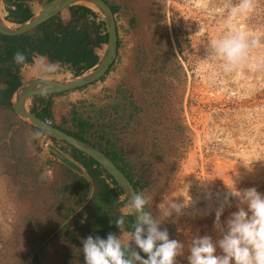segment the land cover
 Listing matches in <instances>:
<instances>
[{
  "label": "rangeland",
  "instance_id": "obj_1",
  "mask_svg": "<svg viewBox=\"0 0 264 264\" xmlns=\"http://www.w3.org/2000/svg\"><path fill=\"white\" fill-rule=\"evenodd\" d=\"M106 1L116 11L115 62L103 80L70 97L57 124L70 131L76 119L102 125L138 192L151 197L161 230L184 245L178 264H188L193 237L220 238L216 211L224 205L221 223L237 211L235 198L224 204L229 188L264 194V0L232 21L258 42L233 68L211 45L227 33L238 0ZM16 117L0 108V264H80L76 239L86 224L62 229L75 198L54 192L62 163L35 153L36 132L20 129ZM173 203L181 211L163 215Z\"/></svg>",
  "mask_w": 264,
  "mask_h": 264
},
{
  "label": "trees",
  "instance_id": "obj_2",
  "mask_svg": "<svg viewBox=\"0 0 264 264\" xmlns=\"http://www.w3.org/2000/svg\"><path fill=\"white\" fill-rule=\"evenodd\" d=\"M28 1L30 0H2L5 21L13 25H19L29 20L32 17V13L27 4ZM104 1L110 6L106 0ZM111 9L113 15H115V9ZM67 11L69 14L67 21H63L61 15L58 14L36 29L21 36L8 37L0 34V108L11 111L10 100L12 94L21 85L20 68L22 66L17 65L13 60L16 51H21L27 56L28 65L33 63V53L46 55L51 63H56L61 67L67 66L73 72V77H77L95 66L99 60L96 50L101 49L103 45L107 44L108 37L104 22L97 12L83 5L71 6ZM111 68L106 75L111 71ZM103 78L99 81L103 80ZM86 87L74 91H80ZM63 94L65 93L57 95ZM52 96L54 95L34 97L29 111L41 120H47L51 123L53 115L49 99ZM35 102H38V105ZM75 121L78 126L77 131H70L53 123L51 125L68 135L100 149L126 174L134 185L131 174L121 165L123 160L122 154L107 139L109 134L103 130L102 125L93 126L91 123L88 124L81 119H76ZM31 129L39 133V135H43L34 127ZM90 133L92 138H95V141L90 139ZM52 141L57 142L54 139ZM62 144L70 157L82 166L92 184V192L88 201L76 214L72 215L74 209L88 198L91 189L88 180L80 175L78 171L75 172L66 165H62L64 178L58 187V191L54 190V192L56 195L60 194L62 200L69 196L75 198L72 204L64 207L65 212L62 220L70 216L62 229L85 222L86 231L77 233L76 241L78 242L86 239L89 235L93 237L99 236L104 239L107 238L109 233L118 235L121 231L115 222L123 214L121 209L126 207L128 203L123 192L111 176L94 160L67 146L65 143ZM83 213L84 216L82 215ZM132 224L131 215L126 214L124 231L131 232L133 230ZM56 225H53L51 230ZM84 233L88 235L86 238H82ZM46 235L47 232L43 233L35 242L38 240L42 241ZM79 253L82 255L79 258L80 264H84L83 252L80 250ZM142 257L147 258L144 253Z\"/></svg>",
  "mask_w": 264,
  "mask_h": 264
},
{
  "label": "clouds",
  "instance_id": "obj_3",
  "mask_svg": "<svg viewBox=\"0 0 264 264\" xmlns=\"http://www.w3.org/2000/svg\"><path fill=\"white\" fill-rule=\"evenodd\" d=\"M0 5L1 13H4L3 3ZM254 6L255 0H238L233 4L229 9L227 33L212 42L213 54L225 62L226 68L238 66L246 58L249 48L258 43L249 40L243 26L232 23L234 18L252 12ZM27 59L21 51L14 53L13 60L17 65L27 67ZM32 60L34 67L46 73L56 72L59 67L39 53H33ZM35 135L38 137L39 133ZM232 198L237 201V211L231 213L226 222L221 223L224 205L216 211L215 227L220 238L213 241L207 235L193 237L188 249V264H264V194L255 187L240 190L235 186L229 188L224 204L231 207ZM150 205V196L129 194L126 208L135 216L133 230L124 231L126 214H122L115 222L120 236L109 233L106 239L91 235L83 239L84 264H178L177 258L184 255V245L170 239L166 229L161 230L162 221L152 214ZM181 207L173 203L163 215L169 217L173 210L179 213ZM133 243L147 256L146 259L132 247Z\"/></svg>",
  "mask_w": 264,
  "mask_h": 264
},
{
  "label": "water",
  "instance_id": "obj_4",
  "mask_svg": "<svg viewBox=\"0 0 264 264\" xmlns=\"http://www.w3.org/2000/svg\"><path fill=\"white\" fill-rule=\"evenodd\" d=\"M1 2L2 0H0V4ZM89 4L93 5L96 10L88 6ZM74 5L86 6L100 15L105 24L108 37L104 53L99 56V60L94 67L77 77L64 79L41 78L23 82L12 94L10 100L11 111L20 120L28 123L46 137L65 143L67 146L94 160L108 175L111 176L128 201L129 194L138 193L137 189L130 182L126 174H124L100 149L66 134L60 129L52 126L47 120H41L35 114L31 113L27 107V104L34 97L62 94L81 89L96 83L106 75L115 62L118 50V35L111 7L104 0H51L39 13L32 16L25 23L19 25H13L5 21L4 17L1 16L2 13L0 10V34L8 37L21 36L36 29L51 18L60 14L62 11ZM83 175L89 182H91L87 174L84 173ZM91 192L92 191H90L85 202L88 201ZM73 214L74 213H72V215ZM130 215L132 217V222L134 223L135 216L132 212H130ZM132 247L136 251H139L142 256L143 252L139 250L134 243L132 244Z\"/></svg>",
  "mask_w": 264,
  "mask_h": 264
},
{
  "label": "crops",
  "instance_id": "obj_5",
  "mask_svg": "<svg viewBox=\"0 0 264 264\" xmlns=\"http://www.w3.org/2000/svg\"><path fill=\"white\" fill-rule=\"evenodd\" d=\"M48 3V0H30L28 1V7H29V10L31 11L32 13V16L36 15L37 13H39L42 8ZM4 6V5H3ZM4 9V8H3ZM63 14L66 15L65 19L62 18L63 21H67L69 19V14H68V11L67 9L62 11L60 13L61 16H63ZM101 51V49H98L96 50V53L99 55V52ZM49 61V60H48ZM50 62V61H49ZM51 63V62H50ZM56 64V63H55ZM62 68L61 66L58 67L57 71L56 72H51V73H46V72H43L39 69H37L36 67H34L33 63L31 65H28L27 67H22L20 68V78H21V84L23 82H26V81H30V80H33V79H41V78H48V79H58V78H74L73 77V72H69L68 74L64 75V74H61V71ZM80 91H83V90H80ZM80 91H70V92H67L63 95H54L52 96L49 100L51 102V111H52V115H53V119L51 120V123L55 124V125H58V120H59V114H60V110L62 108H65L64 105H67L69 104V101H71L70 97L71 96H76L77 94H79ZM80 97V96H79ZM32 101V100H31ZM35 104L38 105V102H35ZM14 114V113H13ZM16 116V115H15ZM16 119L18 120L17 122L19 123L17 126L20 128V129H23L24 131H28L29 129L32 128L31 125H29L28 123L20 120L18 117H16ZM59 126V125H58ZM61 127V126H60ZM26 128V129H25ZM30 137L32 138V135H30ZM39 137L40 135L37 137L35 135V137H33V139L31 140V143H33L35 145V148H34V152L36 153L37 152H40V147L38 146V141H39ZM28 142V141H27ZM37 142V143H36ZM54 144V145H53ZM28 146L30 147V144L28 142ZM52 146H53V149H54V153L55 154H52L51 153V156L48 157V158H55L57 157L62 165H66L68 168H70L71 170L73 171H78V173L82 176H84L83 174L85 173L84 170L82 169V166L79 165L77 162H75L71 157L70 155L67 153L66 149L64 148V145L62 144V142L60 141H57V142H52ZM63 158V159H62ZM76 167V168H74ZM76 169V170H75ZM86 174V173H85ZM85 177V176H84ZM86 178V177H85ZM87 179V178H86ZM88 180V179H87ZM91 181V180H90ZM89 182V181H88ZM89 185H90V191H92V184L91 182H89ZM89 191V192H90ZM87 200V199H86ZM85 200V201H86ZM84 201V202H85ZM82 203L78 208L77 210H79L81 208V206H83L85 203Z\"/></svg>",
  "mask_w": 264,
  "mask_h": 264
},
{
  "label": "built area",
  "instance_id": "obj_6",
  "mask_svg": "<svg viewBox=\"0 0 264 264\" xmlns=\"http://www.w3.org/2000/svg\"><path fill=\"white\" fill-rule=\"evenodd\" d=\"M61 68H62V70H60L61 74L66 75L69 72H71L67 66H62ZM40 138H41L39 143L40 150L42 149L48 157L51 156V153L55 154L52 146V142H53L52 139L46 137L45 135H40Z\"/></svg>",
  "mask_w": 264,
  "mask_h": 264
},
{
  "label": "bare ground",
  "instance_id": "obj_7",
  "mask_svg": "<svg viewBox=\"0 0 264 264\" xmlns=\"http://www.w3.org/2000/svg\"><path fill=\"white\" fill-rule=\"evenodd\" d=\"M88 6H90L92 9H94V10H96V8L93 6V5H88ZM2 16V15H1Z\"/></svg>",
  "mask_w": 264,
  "mask_h": 264
},
{
  "label": "flooded vegetation",
  "instance_id": "obj_8",
  "mask_svg": "<svg viewBox=\"0 0 264 264\" xmlns=\"http://www.w3.org/2000/svg\"><path fill=\"white\" fill-rule=\"evenodd\" d=\"M112 8V7H111ZM71 131H73V130H71Z\"/></svg>",
  "mask_w": 264,
  "mask_h": 264
}]
</instances>
